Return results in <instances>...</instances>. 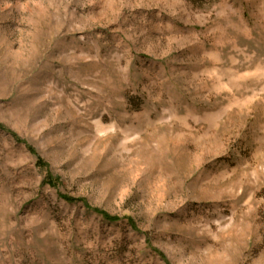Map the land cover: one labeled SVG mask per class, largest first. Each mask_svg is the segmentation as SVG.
<instances>
[{"label": "rangeland", "instance_id": "1", "mask_svg": "<svg viewBox=\"0 0 264 264\" xmlns=\"http://www.w3.org/2000/svg\"><path fill=\"white\" fill-rule=\"evenodd\" d=\"M0 264H264V0H0Z\"/></svg>", "mask_w": 264, "mask_h": 264}]
</instances>
